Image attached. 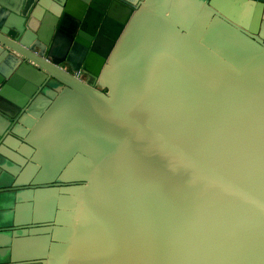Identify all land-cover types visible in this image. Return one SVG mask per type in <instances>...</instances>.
I'll use <instances>...</instances> for the list:
<instances>
[{
  "label": "water",
  "instance_id": "1",
  "mask_svg": "<svg viewBox=\"0 0 264 264\" xmlns=\"http://www.w3.org/2000/svg\"><path fill=\"white\" fill-rule=\"evenodd\" d=\"M0 264H264V0H0Z\"/></svg>",
  "mask_w": 264,
  "mask_h": 264
}]
</instances>
